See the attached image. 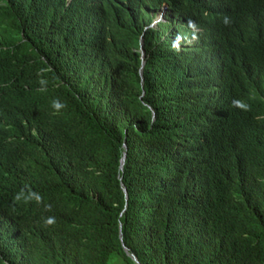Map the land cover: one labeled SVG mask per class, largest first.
I'll list each match as a JSON object with an SVG mask.
<instances>
[{"label": "trees", "instance_id": "1", "mask_svg": "<svg viewBox=\"0 0 264 264\" xmlns=\"http://www.w3.org/2000/svg\"><path fill=\"white\" fill-rule=\"evenodd\" d=\"M121 241L264 264V0H0V264H136Z\"/></svg>", "mask_w": 264, "mask_h": 264}, {"label": "clouds", "instance_id": "2", "mask_svg": "<svg viewBox=\"0 0 264 264\" xmlns=\"http://www.w3.org/2000/svg\"><path fill=\"white\" fill-rule=\"evenodd\" d=\"M67 2H69V0H66ZM167 7L166 3H162L160 6V11L156 14V16L152 19V21L149 23V25H153L155 22L157 21H163L164 20V14H165V9ZM223 23L228 26L231 24V19L228 16H225L223 18ZM188 32H184L182 29L180 30H173V34L170 37V41H171V45L173 47H177L180 48L181 47V41L182 42H187L190 39H193L192 35L190 33L193 32V28L191 27H187ZM138 47L137 48H133L134 52H138V57H139V66H138V71L139 74L141 76L140 70H141V66L143 64V56H144V51L142 48V38H139V42H138ZM238 103L237 101H233V104ZM124 159V158H123ZM121 165V164H120ZM25 198H29V196L25 195ZM46 224H52L53 223V219L52 218H47L45 220Z\"/></svg>", "mask_w": 264, "mask_h": 264}, {"label": "water", "instance_id": "3", "mask_svg": "<svg viewBox=\"0 0 264 264\" xmlns=\"http://www.w3.org/2000/svg\"><path fill=\"white\" fill-rule=\"evenodd\" d=\"M123 158H124V155H122L120 158V164H122ZM122 191L124 192V198L126 199V191H125L124 187H122ZM121 247H122L123 251L130 257V259L134 263L139 264V262L137 261L135 256L131 252H128L127 247L122 243V241H121Z\"/></svg>", "mask_w": 264, "mask_h": 264}, {"label": "rangeland", "instance_id": "4", "mask_svg": "<svg viewBox=\"0 0 264 264\" xmlns=\"http://www.w3.org/2000/svg\"><path fill=\"white\" fill-rule=\"evenodd\" d=\"M112 261L108 262L107 264H111ZM117 264V263H116Z\"/></svg>", "mask_w": 264, "mask_h": 264}]
</instances>
